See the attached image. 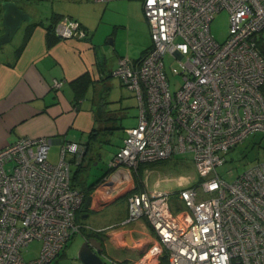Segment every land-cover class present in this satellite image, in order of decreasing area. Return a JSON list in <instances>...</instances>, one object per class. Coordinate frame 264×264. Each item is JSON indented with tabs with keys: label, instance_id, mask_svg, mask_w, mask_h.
Segmentation results:
<instances>
[{
	"label": "built area",
	"instance_id": "2783aa9c",
	"mask_svg": "<svg viewBox=\"0 0 264 264\" xmlns=\"http://www.w3.org/2000/svg\"><path fill=\"white\" fill-rule=\"evenodd\" d=\"M221 11L228 15V36L218 44L209 23ZM142 13L149 49L136 63L119 57L111 72L133 93L137 122L125 129L109 170H122L131 189L139 166L192 153L198 178L163 192L157 188L164 179L147 188V173L143 188L127 197L126 222L143 218L160 246L135 261L106 258L103 264H158L161 253L166 264H264V161L231 182L216 170L229 150L264 134V57L256 41L264 33V2L142 0ZM54 33L65 40L88 37L67 16ZM165 57L180 80L173 92ZM63 83L54 80L52 87ZM50 144L23 137L0 149V264H52L72 236L91 230L77 220L84 194L72 187V165L82 163L87 147L65 143L53 164ZM34 240L41 242L39 254L25 261L21 251Z\"/></svg>",
	"mask_w": 264,
	"mask_h": 264
},
{
	"label": "crops",
	"instance_id": "0c3cea01",
	"mask_svg": "<svg viewBox=\"0 0 264 264\" xmlns=\"http://www.w3.org/2000/svg\"><path fill=\"white\" fill-rule=\"evenodd\" d=\"M3 1L0 0V35L3 33ZM13 1L20 7L18 3L22 0ZM67 1L69 4L79 2ZM140 7L142 9V0ZM56 16H67L79 22L75 18L78 15L74 13L73 8L57 12L51 9L45 18L40 17L37 21L31 18L30 22H23L12 39L0 45V149L23 137H43L50 139L49 151L55 147L57 158L62 145L68 142L86 144L87 156L91 144L99 142L102 136L108 137L116 129V120L119 119L122 125L123 118L127 116L122 107L126 101L123 102L120 96L112 98L111 95L117 86L125 88L120 79L111 75L120 56L116 54L111 57L114 50L109 55L102 54L101 49L104 46L99 44L98 39H95L89 28L81 22L79 23L88 32L86 39L59 38L47 27V20ZM139 17L144 23L143 34L149 43H143L139 55L130 58L134 63L151 45L148 25L140 11ZM109 43L112 44V41ZM54 80L63 81L62 87L53 88ZM77 81L82 83L79 91L84 89L81 96H76ZM114 101L118 105L110 109L112 106L109 105ZM134 101L136 105V100ZM110 122L112 126H109ZM127 128L130 127L122 128L123 138ZM123 138L111 158L122 145ZM103 142L108 143V139ZM95 156L100 157L98 151L93 153L91 158ZM152 164L155 163L139 166L134 172V188L131 189L122 175V170L113 172L106 168L99 178L85 182L86 187L96 182L98 184H95L88 196L90 202L85 211L86 215H82V211L77 212V220L91 229L84 232L83 239L92 237L101 241L102 261L106 258L135 261L146 255L151 248H159L157 237L143 218L126 222L127 197L130 192L143 188L142 182L147 173L146 183L149 189L148 176L156 170ZM193 177L198 178L180 174L176 178L166 180L174 181V186L180 188L195 180ZM119 198H124L123 208L114 207ZM98 229L101 231L97 232ZM162 255H158V264H161Z\"/></svg>",
	"mask_w": 264,
	"mask_h": 264
},
{
	"label": "rangeland",
	"instance_id": "374dc122",
	"mask_svg": "<svg viewBox=\"0 0 264 264\" xmlns=\"http://www.w3.org/2000/svg\"><path fill=\"white\" fill-rule=\"evenodd\" d=\"M78 3H71L67 0H22L18 3L33 21H37L40 17L45 18L46 13L50 10L57 12L58 10H72L77 14L75 18L89 28L90 33L98 39L99 44L103 45L102 54L110 56L119 55L120 57L136 58L142 50L141 45L149 43L148 38L143 34L144 23L139 17L142 16L140 7L141 0H113L105 3L93 2L91 0H78ZM138 3V4H137ZM139 7V9L137 8ZM67 14V13H64ZM210 33L218 44H222L228 36V15L226 11H221L213 17L209 23ZM112 41V44L109 42ZM146 41V43H145ZM13 43V42H10ZM165 72L170 81V91L177 89L180 82L179 77H175L170 73V67L175 63L171 58H164ZM112 98L120 96L124 103V110L127 116L123 118L122 125L117 119L115 130L108 137L102 136L101 140L91 144V150L83 161L81 178L91 182L99 178L108 167V162L111 154L120 145L124 135L125 127H132L136 124L137 108L134 101V95L128 92L123 87H116L112 90ZM115 101L111 103L117 107ZM129 106V107H125ZM113 110V109H112ZM111 110V111H112ZM112 123H109V126ZM108 139V143L103 140ZM51 148L49 151V162L55 164L58 161L56 156L57 150ZM100 157H92V154L97 152ZM59 157V156H58ZM70 155H67L69 160ZM225 163L218 167L217 173L223 176L224 180L231 182L237 173L242 172L248 166L264 161V134L256 133L247 137L243 143L229 150L224 154ZM92 159V160H90ZM150 165V164H148ZM155 166V171L149 174V189H152V183L164 179L166 182H160L158 190L163 192L178 191L180 188L174 186L175 182H169L166 178H176L178 175L197 176L193 167V154L180 153L175 154L169 159L152 164ZM75 167L72 165V169ZM231 172L232 176L228 175ZM193 179H195L193 177ZM190 181L188 184L195 182ZM81 188L80 186H78ZM125 204L124 198H119L115 201L114 207L123 208ZM82 215H86L82 212ZM83 243V236L77 233L72 236L58 257L53 260L52 264H81L77 259V252ZM41 249V242L34 240L23 248L21 253L25 261L35 259Z\"/></svg>",
	"mask_w": 264,
	"mask_h": 264
},
{
	"label": "water",
	"instance_id": "95a60500",
	"mask_svg": "<svg viewBox=\"0 0 264 264\" xmlns=\"http://www.w3.org/2000/svg\"><path fill=\"white\" fill-rule=\"evenodd\" d=\"M1 8V27L3 33L0 35V45H3L12 39L23 22H30L31 17L23 9L18 7L13 0H4L1 3ZM89 202L90 197H87L84 205L85 208L89 206ZM101 250V241L95 238H89L81 244L77 252V259L81 264H103L100 257Z\"/></svg>",
	"mask_w": 264,
	"mask_h": 264
},
{
	"label": "trees",
	"instance_id": "16d2710c",
	"mask_svg": "<svg viewBox=\"0 0 264 264\" xmlns=\"http://www.w3.org/2000/svg\"><path fill=\"white\" fill-rule=\"evenodd\" d=\"M0 11H1V9H0ZM60 18H58L56 16L53 19L51 18V19L47 20V22H48V26L47 27L51 28L54 31V26H55L56 22ZM256 41H257L258 51H259L260 55L262 57H264V33H260L259 35H257L256 36ZM81 85H82V83L80 81H77V84H76V87H75L76 96H81V93L84 91V89H81L79 91V89L82 88ZM261 91L264 92V87H262ZM85 146H86V144H85ZM85 156H86V154H85ZM85 156H84L83 160L85 159ZM82 166H83V161H82V163H80L78 165H75L74 166L75 168L72 169V187L77 188V189H79L80 191L83 192V194H84V202L82 204V207L80 208V212L81 211L85 212L87 210L84 207L85 200L89 196L90 191L93 189L95 184L96 183L98 184V182H96L95 184H93L91 186H87L86 187L85 180H83L81 178ZM78 186H80L81 188H79ZM82 188L84 190H82ZM166 262H167L166 255L163 254L162 257H161V264H166Z\"/></svg>",
	"mask_w": 264,
	"mask_h": 264
},
{
	"label": "flooded vegetation",
	"instance_id": "af4514ba",
	"mask_svg": "<svg viewBox=\"0 0 264 264\" xmlns=\"http://www.w3.org/2000/svg\"><path fill=\"white\" fill-rule=\"evenodd\" d=\"M85 154H86V153H85ZM84 156H85V155H84ZM84 160H85V159H84ZM84 160H83V161H84ZM88 207H89V206H88ZM88 207H87V208H88ZM87 208H85V209H87ZM86 211H87V210H86ZM79 212H80V210L78 211V213H79ZM80 223L83 224L82 222H80ZM83 225H84V224H83ZM84 226H85V225H84ZM84 232H85V230H82V231H81V234L83 235ZM89 238H92V237H89ZM89 238H85V239H83V241H85V240H87V239H89ZM98 241H100V240H98Z\"/></svg>",
	"mask_w": 264,
	"mask_h": 264
}]
</instances>
